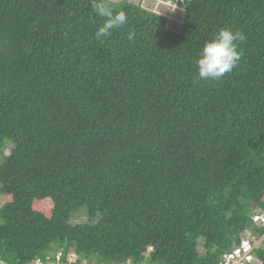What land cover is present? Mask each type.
Masks as SVG:
<instances>
[{"label":"trees","instance_id":"trees-1","mask_svg":"<svg viewBox=\"0 0 264 264\" xmlns=\"http://www.w3.org/2000/svg\"><path fill=\"white\" fill-rule=\"evenodd\" d=\"M98 6L127 17L101 40ZM180 7L173 32L126 1L0 0L2 264H219L262 237L264 0ZM225 27L241 60L199 80Z\"/></svg>","mask_w":264,"mask_h":264},{"label":"clouds","instance_id":"clouds-1","mask_svg":"<svg viewBox=\"0 0 264 264\" xmlns=\"http://www.w3.org/2000/svg\"><path fill=\"white\" fill-rule=\"evenodd\" d=\"M180 7V4H179ZM176 8V5H175ZM99 16L104 17L103 24L98 27L95 36L101 40L111 34L113 29H118L127 23V17L123 12L114 14L104 6L97 7ZM133 34H129L131 40ZM245 36L240 31H233L230 28H221L210 40L206 41L195 61L197 76L202 81H218L226 73L231 72L243 55L238 50V43L243 41Z\"/></svg>","mask_w":264,"mask_h":264},{"label":"built area","instance_id":"built-area-1","mask_svg":"<svg viewBox=\"0 0 264 264\" xmlns=\"http://www.w3.org/2000/svg\"><path fill=\"white\" fill-rule=\"evenodd\" d=\"M254 225L264 232V212L256 211L252 216ZM264 240V234L257 241L249 231H246L239 240L237 245H234L229 252L221 256L219 264H256L254 251L257 249L259 242ZM62 252L58 251L55 254L47 255L43 260L35 259L31 264H62ZM66 264H76L77 256L69 252L67 254ZM0 264H2L0 262ZM126 264H130L127 262Z\"/></svg>","mask_w":264,"mask_h":264},{"label":"rangeland","instance_id":"rangeland-1","mask_svg":"<svg viewBox=\"0 0 264 264\" xmlns=\"http://www.w3.org/2000/svg\"><path fill=\"white\" fill-rule=\"evenodd\" d=\"M114 3L118 2H128L134 5H140L142 8L147 10L152 14H157L164 16L167 20V27L170 31L177 32L179 31L182 24L183 13L179 4H181V0H174L168 2L166 0H109ZM176 5V8H175ZM8 150L10 146L7 147ZM5 151L6 154L9 151ZM3 204V199L0 198V206ZM255 213V212H254ZM262 247L261 242L258 243L257 248ZM202 253V250H199Z\"/></svg>","mask_w":264,"mask_h":264}]
</instances>
